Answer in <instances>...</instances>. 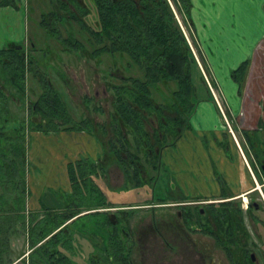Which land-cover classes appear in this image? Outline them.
I'll return each instance as SVG.
<instances>
[{"label": "trees", "instance_id": "16d2710c", "mask_svg": "<svg viewBox=\"0 0 264 264\" xmlns=\"http://www.w3.org/2000/svg\"><path fill=\"white\" fill-rule=\"evenodd\" d=\"M91 3L98 21L95 26L85 20L91 12ZM12 4L13 0H0V5ZM89 4L86 6L82 0L54 3L50 0V8L41 12L38 26L59 41L64 52L88 54L98 62L104 54L125 60L124 73L116 67L104 75L112 100V112L104 123L93 122L89 117L73 119L60 93L44 79L45 74L33 71L37 61L21 44H10L0 50V264H12L4 257L9 252L10 236L16 233L26 234L31 249L21 264H74L64 249L73 246L75 233L90 240L99 237L105 246L110 245L116 264L130 263L129 252L125 250L128 241L125 244L120 233H130L128 220L135 208L121 209L112 224L108 209L116 206L107 201L104 191L92 179L93 175L107 174L102 157L98 158L100 161L81 158L68 163L71 190L62 194L59 207L42 205L40 211L27 210L26 158L31 136L27 139L25 131L44 134L84 131L98 141L107 138L110 162L120 169L125 185L141 188L145 184L142 178L145 168L157 172L160 165L164 166L163 149L174 145L189 128L196 105L204 99L214 102L181 26L188 29L190 0H90ZM30 50L36 51L35 44ZM198 56L201 59L199 52ZM193 66L207 87V98H197L192 82ZM248 68L249 61H244L231 71L239 93ZM30 72L34 77L37 72L42 74L38 79L42 90L29 103L24 123L10 119L7 103L13 94L24 93L26 75ZM261 125L262 121L259 128ZM242 136L253 151L252 136L245 132ZM253 158L258 161L255 153ZM156 179L150 176L147 184H154ZM151 194L150 202L143 205L153 204V191ZM220 197L230 199L233 195L228 196L222 186ZM157 200L164 203L163 199ZM233 200L209 203L205 214L197 212L203 222L202 230L219 246L237 245L238 235L244 231L241 208ZM253 207L249 204L248 210L256 222L260 221L253 214ZM89 215L94 216L92 222L82 223V229L75 231V222ZM227 254L232 264H241L232 262L231 253ZM246 260L244 263H252L249 258Z\"/></svg>", "mask_w": 264, "mask_h": 264}, {"label": "crops", "instance_id": "0c3cea01", "mask_svg": "<svg viewBox=\"0 0 264 264\" xmlns=\"http://www.w3.org/2000/svg\"><path fill=\"white\" fill-rule=\"evenodd\" d=\"M190 2L188 29L182 25L185 37L193 47L201 71H204L202 62L206 64L224 103L215 93H212L214 102L200 101L189 119V128L175 145L163 149L162 160L177 185L191 196L216 198L225 186L228 196L246 201L250 194L260 190V185L235 132L243 139V132L250 135L251 130L264 128V0ZM27 14L25 0L0 5V50L10 44L29 45ZM244 61H249V68L239 93L231 71ZM30 136L27 162L34 167L26 176L29 211H40L42 205L59 207L55 197L45 200L42 195L46 188L57 194L71 190L69 162L91 156L94 160L102 157L107 167L111 164L107 138L98 141L84 131L33 132ZM76 236H73V246L64 249L69 255L75 254ZM19 239L25 248L14 253ZM8 250L7 257L11 254L12 264L26 260L31 251L26 234L11 235Z\"/></svg>", "mask_w": 264, "mask_h": 264}, {"label": "rangeland", "instance_id": "374dc122", "mask_svg": "<svg viewBox=\"0 0 264 264\" xmlns=\"http://www.w3.org/2000/svg\"><path fill=\"white\" fill-rule=\"evenodd\" d=\"M54 1L55 0H52L53 3ZM82 2L86 6L90 5V0H82ZM25 3L28 13L26 26L28 27L30 42L27 47H24V51L26 52L28 50V52H31L37 61V67L32 66L33 71L37 69L38 72L45 74L43 75L44 79H47L48 83L60 93L73 119L80 120L81 118L89 117L96 123H104L107 121L109 114L112 112V100L105 86L107 79L104 78V75L110 68L115 70L116 67L124 73L122 65H125V60H119L117 57L112 59L107 54H104L101 58L99 57L100 61L98 62V59H92L88 54L62 51L60 42L47 36L38 26L41 12L47 11L50 8V0H25ZM90 6L91 12L85 17V20H87L90 25L95 26L96 23L98 25L96 12L92 3ZM31 42L35 44V52L30 50ZM1 59H3V57ZM114 62L116 65H114ZM202 63L206 77L210 81L213 90L209 89L211 94L214 92L219 101L224 103L217 88L213 85L211 76L206 69V64L204 62ZM195 68L196 66L192 67V82L194 86H196L197 98H207L209 97L207 87L202 82L201 76ZM38 72L37 77H34L32 72L27 73L24 93L21 95L15 93L16 95L13 94V96L10 97L7 103L10 119L16 118L17 121L24 123L27 121L28 113L26 109L29 103L33 102L42 90L38 82L42 74ZM8 96H10L9 93ZM96 107L100 109L96 110ZM224 111L226 113L225 109ZM15 122L16 121L11 124L13 125ZM31 133L33 132L25 131L27 139L28 135H31ZM235 134L255 174V179L260 185V190L257 189V191L248 197V202L241 198L233 200L234 205H238L241 208V224L244 231H241L238 235V244L231 247L219 246L210 234L202 231H195L194 226L190 228L189 235H185L184 238H181L170 224V221L173 223L176 221L174 218V213L178 209L176 207L154 206L150 208L141 206L144 203L150 202L151 188L154 198V202L152 203H156L157 205L161 202L157 199H163L167 202L170 201L172 197H181L180 194H177V183L165 165H160L157 172L145 168L142 176L145 186L141 188H134L130 185L126 186L123 175L116 164H110L107 167L108 172L105 177L104 175L103 177H101L102 175L99 177L93 175L92 179L94 183L104 191L107 201L116 206L111 209L109 208L108 214H115V212H117L116 209L135 208V210L132 211L134 214H132L128 220V226L131 231L130 237L124 233L122 234V232L120 233V237L124 238L125 244L126 241H129V245L132 248L130 259L133 262L138 260L144 264H197L202 262V258L200 259L198 257L195 253L197 251L194 248H202L206 251L205 262L207 264H232L228 258L227 251L231 253L233 257L232 262L237 263L239 261L241 264H250L248 262L244 263V261H247L246 259L248 258L250 260L249 255L253 254L254 262H252V264H264V209H262V211L253 210V214L260 219V221L256 222L252 218V212L246 207L254 202L264 206V174L261 171L262 163H264V128L263 130L257 129L250 131V135L253 138L252 141H254L253 151L248 149L238 132H235ZM101 138L103 140L105 139L104 137ZM28 143H30V137ZM253 153L257 155L258 161L254 160ZM81 158H89L91 161L94 160L91 156H82ZM27 166L30 171L31 167H34L33 163H28ZM215 172H217L216 169ZM215 175H217V173H215ZM150 176L157 178L154 184H151L152 182L147 184V180ZM50 189L51 188H46L45 192H43L42 199L46 200L47 197L49 199H54L55 197V200L61 202L63 200V193L57 194V192H54L55 190ZM220 199V202H225L231 198L223 199L222 197H218L210 198L209 200L202 198L200 202L207 203L211 201L214 203ZM123 205H130V207H120ZM192 206L195 207V214H197L200 210L204 211L207 204L190 205V207L182 209L180 215L182 220L180 221L181 223L184 221V215L193 212ZM171 213L172 215H170ZM203 214H205V211ZM93 219L94 216L92 215L82 217L75 222L73 229L75 231L82 229V223L87 221L92 222ZM180 222L178 221L177 223ZM156 226L159 230L155 229ZM75 235H77L76 237L78 238L77 248L74 249L75 254L69 255L74 264H93V262L97 264L117 263L112 260L113 257L111 256L112 250L110 245L105 246L99 237L90 240L81 237L78 233H75L74 236ZM19 242L20 243L15 246L14 253H18L25 248V245L21 243V239H19ZM170 247H175L178 250L169 249ZM220 247H222V249ZM10 256H5L4 259H11Z\"/></svg>", "mask_w": 264, "mask_h": 264}, {"label": "flooded vegetation", "instance_id": "af4514ba", "mask_svg": "<svg viewBox=\"0 0 264 264\" xmlns=\"http://www.w3.org/2000/svg\"><path fill=\"white\" fill-rule=\"evenodd\" d=\"M182 135V134H181ZM181 137V136H180ZM179 137V138H180ZM178 138V139H179ZM177 139V140H178ZM177 142V141H176ZM175 145V144H174ZM173 146V145H172ZM169 147V146H168ZM163 161V160H162ZM263 165V164H262ZM108 172V171H107ZM263 173V172H262ZM107 175V174H106ZM124 178V177H123ZM125 182V181H124ZM123 186H125V185H123ZM143 186H145V184L143 185ZM178 186V185H177ZM150 191H152V188L150 189ZM177 194H180L181 195V197H172L171 198V200L170 201H167V202H165L164 201V203H159L158 205L156 204V203H153V204H151V205H141V206H144V207H154V206H159V207H176V208H178V209H180V210H176L175 211V213H174V218L176 219V221H175V223H173L172 221H170V224L172 225V227L177 231V233H178V235H180L181 236V238H184V236L185 235H189V231L191 230L190 228H192L193 226H194V230L195 231H202V232H204L202 229H203V222H200V219H199V217L197 216V214H195V207L194 206H192V211L193 212H191V213H193V214H191V213H188V214H186V215H184V221L181 223L180 221H182L181 220V218H180V215H181V212H182V209H184L185 207L187 208V207H190V205H200V204H209V203H213V202H207V203H201L200 201H201V199H202V197H200V196H191L190 194H187L185 191H184V189L179 185L178 186V188H177ZM152 195V194H151ZM150 195V196H151ZM179 195V196H180ZM252 194H250V196H251ZM249 196V197H250ZM219 197V196H218ZM218 197H216V198H218ZM151 199V198H150ZM232 199H234V200H237L236 198H231L230 200H232ZM219 202L221 201V199L220 200H218ZM218 201H216L217 203H219ZM247 202H248V200H246ZM153 202H154V199H153ZM216 202H214V203H216ZM132 206H134V205H132ZM253 209L255 210V211H262V209H264V206L263 205H261V204H258V203H256V202H254L253 203ZM246 207H248V206H246ZM117 210V212H115V214L114 215H119V210H121V209H116ZM200 212V214H202L203 215V210H200L199 211ZM118 213V214H117ZM170 215H172V213L170 214ZM108 217H109V214H108ZM187 217V218H186ZM110 218V217H109ZM111 219V218H110ZM180 222V223H177V222ZM115 223V222H114ZM114 223H112V224H114ZM155 229H157V230H159L158 229V227L156 226V228ZM124 232H122V234H123ZM130 233H131V231H130ZM130 233L128 234V236L130 237ZM125 234V233H124ZM211 236V235H210ZM128 245H129V241H128ZM221 249H222V247H220ZM169 249H172V250H178L177 248H175V247H170ZM197 252H195L197 255H198V257L201 259L202 258V262L200 263H197V264H207L206 262H205V250L204 249H202V248H194ZM126 251H128L129 252V256H128V261L130 262L129 264H144V263H142V262H139L138 260H136V262H133L131 259H130V254H131V251H132V248L130 247V245H129V247L128 248H126L125 249ZM223 250H225V249H223ZM249 257H250V260H251V262H254V256H253V254H250L249 255ZM208 264H212V263H208ZM252 264V263H251Z\"/></svg>", "mask_w": 264, "mask_h": 264}, {"label": "built area", "instance_id": "2783aa9c", "mask_svg": "<svg viewBox=\"0 0 264 264\" xmlns=\"http://www.w3.org/2000/svg\"><path fill=\"white\" fill-rule=\"evenodd\" d=\"M182 26V25H181ZM183 29V28H182ZM183 31H184V29H183ZM188 43H189V45H190V47H191V50H192V52H193V54H194V56H195V58H196V61H197V56L195 55V53H194V51H193V47L191 46V43L188 41ZM198 63V62H197ZM199 64V66H200V63H198ZM202 72H203V76L205 77V80H206V82H207V86L209 87V89H211L212 90V87H211V84H210V81L208 80V78L206 77V74H205V72L202 70ZM213 91V90H212ZM212 93H214V92H212ZM225 119V118H224ZM251 174H252V176L254 177V175H253V173L251 172Z\"/></svg>", "mask_w": 264, "mask_h": 264}, {"label": "water", "instance_id": "95a60500", "mask_svg": "<svg viewBox=\"0 0 264 264\" xmlns=\"http://www.w3.org/2000/svg\"><path fill=\"white\" fill-rule=\"evenodd\" d=\"M261 170H262V172L264 174V164L261 166ZM84 213H86V212H84ZM84 213H82V214H84ZM109 217L111 218V222L114 223L115 222V215L114 214H109Z\"/></svg>", "mask_w": 264, "mask_h": 264}]
</instances>
